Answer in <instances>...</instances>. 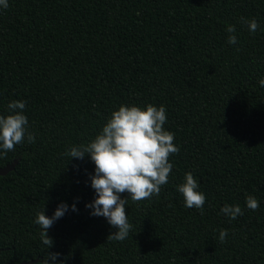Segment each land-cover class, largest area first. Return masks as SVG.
<instances>
[{
    "label": "trees",
    "instance_id": "trees-1",
    "mask_svg": "<svg viewBox=\"0 0 264 264\" xmlns=\"http://www.w3.org/2000/svg\"><path fill=\"white\" fill-rule=\"evenodd\" d=\"M241 17L260 27L250 32ZM262 78L264 0H8L0 115L25 101L35 143L0 155V264H38L47 252L61 254L57 264H264ZM148 104L165 107L179 153L158 196L129 198L128 238L107 241L115 229L85 207L95 165L64 153L90 143L121 105ZM188 172L206 196L203 214L177 191ZM62 202L69 211L47 249L34 220ZM225 204L244 214L229 220Z\"/></svg>",
    "mask_w": 264,
    "mask_h": 264
},
{
    "label": "clouds",
    "instance_id": "clouds-1",
    "mask_svg": "<svg viewBox=\"0 0 264 264\" xmlns=\"http://www.w3.org/2000/svg\"><path fill=\"white\" fill-rule=\"evenodd\" d=\"M7 7L8 0H0V8ZM241 23L246 24L252 33L260 27L256 19L241 17ZM226 31L229 33L227 43L237 44L235 26L229 25ZM258 83L264 87V78ZM7 107L10 114L0 115V155L15 151V146L23 144L25 140L35 143L34 135L28 131V118L24 114L26 102L13 100ZM166 122L167 112L162 105L157 107L148 104L145 108L121 105L118 110L112 112L100 133L90 143L72 146L64 153L78 160L90 157L95 165L90 180L96 196L85 207L92 210L90 215L104 217L115 229L108 235L107 241L122 242L128 238L133 228L125 211L129 198L133 203L151 199L154 195L158 196L161 187L169 182L173 168L169 157L178 154L179 147L174 143L175 134L164 129ZM198 188L197 180L188 172L185 174L184 183L177 186V191L182 194L185 207L198 209L203 214L206 196L198 191ZM123 193H127L128 197L121 198ZM245 203L246 207L253 211L260 207L258 200L252 195L246 197ZM71 210L78 211L75 203ZM67 211L69 205L62 202L51 217L46 216L44 210L36 214L34 223L39 225L40 239L47 249L52 248L54 244L48 230ZM220 212L229 220H235L244 214L238 204H225ZM227 234V230H220L221 243L226 241ZM60 255L59 252H47L46 257L39 260L38 264H57Z\"/></svg>",
    "mask_w": 264,
    "mask_h": 264
},
{
    "label": "rangeland",
    "instance_id": "rangeland-1",
    "mask_svg": "<svg viewBox=\"0 0 264 264\" xmlns=\"http://www.w3.org/2000/svg\"><path fill=\"white\" fill-rule=\"evenodd\" d=\"M4 169H0V173L3 172Z\"/></svg>",
    "mask_w": 264,
    "mask_h": 264
}]
</instances>
